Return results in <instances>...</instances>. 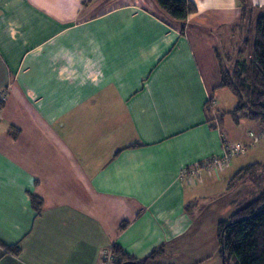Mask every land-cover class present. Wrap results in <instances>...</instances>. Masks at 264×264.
Here are the masks:
<instances>
[{
	"label": "crops",
	"instance_id": "obj_1",
	"mask_svg": "<svg viewBox=\"0 0 264 264\" xmlns=\"http://www.w3.org/2000/svg\"><path fill=\"white\" fill-rule=\"evenodd\" d=\"M191 1L180 33L155 0H0V264H100L115 244L137 260L161 248L152 264H222L218 223L254 185L239 201L217 188L260 161L180 173L238 143L220 70L264 0Z\"/></svg>",
	"mask_w": 264,
	"mask_h": 264
},
{
	"label": "trees",
	"instance_id": "obj_2",
	"mask_svg": "<svg viewBox=\"0 0 264 264\" xmlns=\"http://www.w3.org/2000/svg\"><path fill=\"white\" fill-rule=\"evenodd\" d=\"M155 1L167 15L168 22L183 33L187 17L196 12L195 4L191 0ZM243 12L242 30L247 35L244 36L236 57H228L226 60L230 64L235 61L232 68H223L221 65L219 86L230 89L236 97V105L226 113L236 124L241 119H246L264 127V12L253 20H250L249 12ZM245 50H248L249 58L239 60ZM217 57L219 58L218 55ZM226 61L223 65L228 63ZM259 165L264 167V163L256 162L237 170L229 180V186L233 187L239 180L247 178L249 170L260 168ZM252 193L229 219L218 223L217 240L222 264H264V187L257 190L254 186ZM41 202V198L32 195L31 204L38 212ZM2 246L7 252L19 253L16 245ZM110 251L113 256L112 264H152L160 255L161 248L153 249L140 260L130 257L120 245H113Z\"/></svg>",
	"mask_w": 264,
	"mask_h": 264
},
{
	"label": "rangeland",
	"instance_id": "obj_3",
	"mask_svg": "<svg viewBox=\"0 0 264 264\" xmlns=\"http://www.w3.org/2000/svg\"><path fill=\"white\" fill-rule=\"evenodd\" d=\"M113 1L114 0H110V4H112ZM246 33H244V30L241 29L240 36H242V38H243L245 35H247ZM237 44H238V42H236V45ZM233 53H235L234 45L232 47V54ZM247 54H248V50H245V52L242 55H240L238 59L242 60V59H244V57H246V59H248L249 56ZM231 57H236V54L231 56ZM234 62L235 61H232L231 64L228 62L224 65L222 62V66H223V68H230L231 69L232 66L234 65L233 64ZM229 93H231V92H229ZM225 108H229V107L225 106ZM218 110H219V112H226V110L222 109V108H219ZM224 121H225V126H224L225 128L227 126L231 127V125H234V123L232 124L231 118L229 116H227L224 119ZM248 130H250V131H248ZM238 131H239L238 132L239 138H237L238 143H241V144L247 146V143L251 139V138L250 139L247 138V136H246V134L248 132H251L253 136H256L258 139L260 138V140H259L258 144H254L250 147L247 146L246 151L244 153L232 158L230 166L232 165V168H233L235 166V163H236L239 165V167H241L245 163H248L251 161L254 162L256 160H259L261 163H264V127L261 126L260 124H258L257 122L241 119V126H240V128H238ZM259 166H260V168H253V169L249 170V173L247 174V178H250V179L248 181L238 185V188L237 189L235 188L236 190L233 189V191H228V190L224 189V184L221 183L222 185L219 188H217V192L220 193L221 191H223V194L225 196H229L231 199L233 198V200L237 199L239 201L242 198L243 193H245V191H246L245 185H250V186L254 185L255 189H257V190L264 187V167L262 168V165H259ZM242 204L243 203L239 202L240 206Z\"/></svg>",
	"mask_w": 264,
	"mask_h": 264
},
{
	"label": "built area",
	"instance_id": "obj_4",
	"mask_svg": "<svg viewBox=\"0 0 264 264\" xmlns=\"http://www.w3.org/2000/svg\"><path fill=\"white\" fill-rule=\"evenodd\" d=\"M10 86L11 83H8L7 86L0 91V115L2 103L8 94ZM249 136L253 138V143L258 141V138L253 136L251 132H249ZM246 148L247 146L241 143L226 145L224 146V152L221 155H212L189 168L182 169L180 177L185 183L193 184L201 180V175L204 172L208 174H219L220 171H223L226 167L230 166L232 158L244 153ZM112 261L113 256L111 251L104 250L101 254L100 264H112Z\"/></svg>",
	"mask_w": 264,
	"mask_h": 264
}]
</instances>
